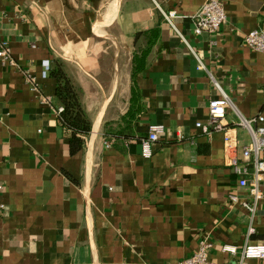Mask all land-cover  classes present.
Wrapping results in <instances>:
<instances>
[{"label":"crops","instance_id":"0c3cea01","mask_svg":"<svg viewBox=\"0 0 264 264\" xmlns=\"http://www.w3.org/2000/svg\"><path fill=\"white\" fill-rule=\"evenodd\" d=\"M204 1L0 0V264H177L204 239L236 264L224 244L264 243V178L252 212L233 167L250 142L236 123L264 117V52L244 44L264 30V0H222L219 30L197 34ZM174 9L176 28L163 16ZM55 60L91 121L75 152ZM211 77L232 102L230 149L196 126L220 97ZM153 124L164 129L145 157Z\"/></svg>","mask_w":264,"mask_h":264},{"label":"built area","instance_id":"2783aa9c","mask_svg":"<svg viewBox=\"0 0 264 264\" xmlns=\"http://www.w3.org/2000/svg\"><path fill=\"white\" fill-rule=\"evenodd\" d=\"M163 16L174 28V19L179 16L177 10L163 11ZM226 20V11L222 0H206L204 1L196 14L194 15L195 33L202 32L215 33L219 30L222 23ZM244 44L259 52H264V30L255 28L249 31L244 37ZM10 48L6 41L0 39V58L7 59L10 56ZM201 67H205L200 61ZM213 85L220 91V97L210 100L209 116L206 122H197L199 127L205 134L214 131H222L225 134V144L227 148L236 146V138L231 131L232 127L225 121L227 109L232 105L231 99L223 89L218 80L211 77ZM61 110V108H60ZM264 120L263 115L257 117L245 118L241 117L236 125L244 127L250 133V142L243 146V163L233 162L234 171L239 176L240 186H251L250 192L253 195V203L245 202L246 208L254 212L258 201L262 198V192L259 188L260 181L264 178ZM164 129L162 124H153L149 127V133L146 138L142 139V152L145 157L152 155V144L158 140L159 133ZM252 169L254 181L248 180V173ZM233 200H237L235 196ZM252 230V229H251ZM212 243L207 240H201L199 248L193 254L180 259L177 264H218L210 258V250ZM222 249L233 256L240 254V259L236 264H250L251 259H258L264 263V243H248L240 251L237 246L232 244H224ZM222 264H231L224 262Z\"/></svg>","mask_w":264,"mask_h":264},{"label":"trees","instance_id":"16d2710c","mask_svg":"<svg viewBox=\"0 0 264 264\" xmlns=\"http://www.w3.org/2000/svg\"><path fill=\"white\" fill-rule=\"evenodd\" d=\"M50 71L57 81L56 97L61 104L60 121L71 133L70 148L75 152L83 147L84 135L91 130V121L82 106L79 89L65 72L62 62L53 61Z\"/></svg>","mask_w":264,"mask_h":264}]
</instances>
